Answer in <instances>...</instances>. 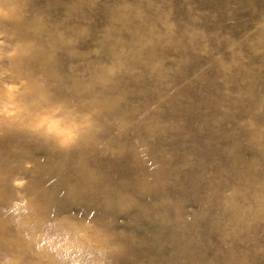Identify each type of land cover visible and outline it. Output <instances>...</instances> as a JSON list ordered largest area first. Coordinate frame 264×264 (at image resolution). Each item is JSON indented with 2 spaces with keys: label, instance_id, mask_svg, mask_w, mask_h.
Returning <instances> with one entry per match:
<instances>
[{
  "label": "rangeland",
  "instance_id": "rangeland-1",
  "mask_svg": "<svg viewBox=\"0 0 264 264\" xmlns=\"http://www.w3.org/2000/svg\"><path fill=\"white\" fill-rule=\"evenodd\" d=\"M0 264H264V0H0Z\"/></svg>",
  "mask_w": 264,
  "mask_h": 264
}]
</instances>
